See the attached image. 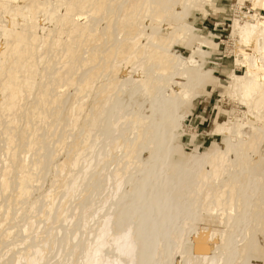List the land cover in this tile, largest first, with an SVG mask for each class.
<instances>
[{"label": "bare ground", "instance_id": "6f19581e", "mask_svg": "<svg viewBox=\"0 0 264 264\" xmlns=\"http://www.w3.org/2000/svg\"><path fill=\"white\" fill-rule=\"evenodd\" d=\"M194 2L0 0V264H49V244L52 264H241L259 242L264 176L248 157L264 142V16L232 21L245 71L224 81L246 108L216 123L226 138L200 163L180 162L178 109L208 78L199 47L174 48L201 30L184 19ZM62 191L41 237L35 205L48 200L51 224Z\"/></svg>", "mask_w": 264, "mask_h": 264}, {"label": "rangeland", "instance_id": "374dc122", "mask_svg": "<svg viewBox=\"0 0 264 264\" xmlns=\"http://www.w3.org/2000/svg\"><path fill=\"white\" fill-rule=\"evenodd\" d=\"M164 1H166V3ZM262 1L263 3H259L257 4L258 6L254 7L249 1L195 0V2L192 3V6L185 9V21L188 18L186 21L187 23L201 30L195 32L194 37L191 36V34L189 35V37L191 36L193 38L191 43L184 44L181 42L174 45V48L182 57H187L190 54L193 45L199 47L201 49L199 51V54L201 55V65L204 71L207 72L208 78L198 87L196 96L192 99L190 106L178 109L179 113L184 114V128L182 133H176L171 141L172 148L176 150L174 154V159L176 161H189L193 164L200 163L206 150L210 146L217 141L226 138L223 135L215 134L213 132L216 123L228 118L229 113L237 114V112L246 108L240 101V93L235 94L233 96L235 98H232V100L227 96L229 88L224 81L225 79L226 81H229V79L231 81V76H229L231 73L236 72L237 74H242L245 71V67L241 62L244 57L235 55L236 49H239L236 46L235 41L238 39V34H232V21H234L235 17L239 16V12L241 11L249 14L250 8L252 12H257L264 16V0ZM177 3L178 0H153V5L158 4V6H162V8H166L168 10ZM152 9L154 8L152 7ZM169 21L172 22V18H169ZM161 31L167 32L165 28H162ZM201 43H203V46H201ZM242 50L250 52L249 49L243 48ZM262 113L264 114V111ZM244 131L246 134L251 133L249 128H245ZM258 151H260L259 153L261 155L259 153H254L248 157V165L254 174L264 176V154H262L264 153V142L259 146ZM254 160L256 161L252 162ZM81 166L82 165L80 164L76 168V171H79ZM64 174L65 172L61 173V176ZM57 176L58 175L56 174V177ZM63 197L65 198L64 191L59 193L56 198L57 201L52 211L51 224H48L46 219L41 216L44 210H48V200L41 198L35 205V209H37V211L35 210L33 215L37 218V225L42 222L41 225H39L40 230L43 229V234H39L41 237L43 235L46 236L53 229V224H55L56 221V212L58 206L64 199ZM77 198L78 196H76L72 205L78 202ZM256 205L258 207L260 206L262 210L260 212V209L255 207L256 209H254L253 213H255L254 218L256 216V219L253 218L254 220L250 221V223H252L249 228L251 230L253 229L254 233H257H255V237L258 238L259 242H255L256 244L253 242L251 243L247 249L246 255L242 258L243 264H264V205L262 202L256 203ZM17 236V245L21 247L23 244L20 245V240L22 239V236L24 239L25 234L20 232ZM41 237L36 236V234L31 231L30 238L26 241V243H29V240L33 243H39L40 239H42ZM49 237V239L52 238L51 235ZM47 246L49 249L47 251H49L50 254L46 251L47 259L45 260L49 264H52L58 258V247L55 245V249L51 251V244ZM255 248H257V251ZM48 255L50 256L49 260Z\"/></svg>", "mask_w": 264, "mask_h": 264}]
</instances>
